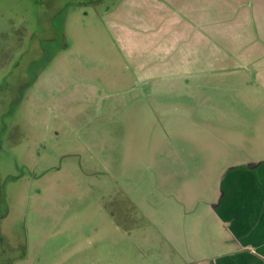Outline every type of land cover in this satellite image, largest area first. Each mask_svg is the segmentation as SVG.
I'll return each mask as SVG.
<instances>
[{"label": "rangeland", "instance_id": "1", "mask_svg": "<svg viewBox=\"0 0 264 264\" xmlns=\"http://www.w3.org/2000/svg\"><path fill=\"white\" fill-rule=\"evenodd\" d=\"M217 1L0 0V264H194L211 251L191 249L175 202L185 166L157 160L190 129L172 104L199 120L216 100L264 102V9L248 0L225 26Z\"/></svg>", "mask_w": 264, "mask_h": 264}, {"label": "crops", "instance_id": "2", "mask_svg": "<svg viewBox=\"0 0 264 264\" xmlns=\"http://www.w3.org/2000/svg\"><path fill=\"white\" fill-rule=\"evenodd\" d=\"M247 1H217L221 16H227L224 25L228 21L233 24V13L242 10ZM251 1L264 9V0ZM236 32L244 34L243 24L238 25ZM262 74L264 71H259L257 79ZM220 101L210 102L214 106L206 110L215 113L205 114L199 120L193 106L172 104L170 113L179 118L175 121L188 117L190 129L173 133L178 135L181 146L158 148L157 165L167 162L185 166L172 177L173 194L179 196L175 202L189 208L188 215H184L189 217L191 249L211 250L193 258L194 264H264V102L259 100L255 107H245L238 97L218 104ZM228 114L226 121L222 115L228 118ZM208 115L220 121L219 128L207 122L211 120ZM202 121L206 123L205 129L196 131L194 127ZM168 135L171 132L158 134L162 137L160 142ZM160 175L165 177L161 172ZM177 176L184 178L177 180ZM164 177L161 180L166 183ZM199 228L209 233L196 240Z\"/></svg>", "mask_w": 264, "mask_h": 264}]
</instances>
